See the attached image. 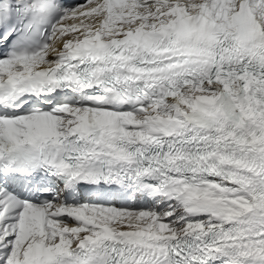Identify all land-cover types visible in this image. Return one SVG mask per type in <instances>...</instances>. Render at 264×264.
<instances>
[{
	"label": "snow or ice",
	"instance_id": "1",
	"mask_svg": "<svg viewBox=\"0 0 264 264\" xmlns=\"http://www.w3.org/2000/svg\"><path fill=\"white\" fill-rule=\"evenodd\" d=\"M0 264H264V0H0Z\"/></svg>",
	"mask_w": 264,
	"mask_h": 264
}]
</instances>
